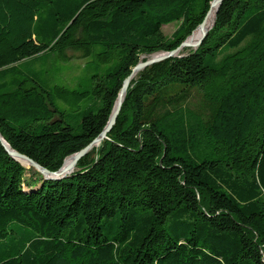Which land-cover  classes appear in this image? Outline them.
Wrapping results in <instances>:
<instances>
[{
  "label": "trees",
  "instance_id": "obj_1",
  "mask_svg": "<svg viewBox=\"0 0 264 264\" xmlns=\"http://www.w3.org/2000/svg\"><path fill=\"white\" fill-rule=\"evenodd\" d=\"M211 1L0 0L1 136L57 170ZM38 53L87 59L88 84L14 65ZM94 148L44 180L0 143V264H264V0H223L198 47L138 73Z\"/></svg>",
  "mask_w": 264,
  "mask_h": 264
},
{
  "label": "water",
  "instance_id": "obj_2",
  "mask_svg": "<svg viewBox=\"0 0 264 264\" xmlns=\"http://www.w3.org/2000/svg\"><path fill=\"white\" fill-rule=\"evenodd\" d=\"M223 0H212L210 2V9L207 12V15L205 16L202 23L197 27V30L199 32L198 37L196 40L192 39V35L188 36L176 49L171 51H161L154 54H151V57L145 61H138L131 69V72L129 75L123 80L122 85L120 87V90L117 94V97L115 99L114 105L112 107L111 113L108 117L107 123L101 133L94 138L87 146L82 148L81 150L67 156L64 160L62 165L54 171H50L49 169L41 166L39 163L31 159L25 154H22L15 149L11 148V146L4 140V138L0 134V143L3 145L6 152L9 154L12 159L19 162L22 166H26L29 168L34 169L36 172H38L44 180H55V179H62L67 178L71 173L74 172V169L76 168V164L78 160L86 155L88 151L93 147L99 145V143L106 137L107 132L111 129V127L114 125L116 118L119 114V111L121 109V105L124 101V98L126 96L127 88L132 80L136 76V74L142 70L143 68L152 65L160 60L167 59L174 57L178 55L183 49L186 48H196L198 45L201 44L204 37L207 35L208 30L212 28L215 22L216 13L218 11V8ZM213 11V17L211 22L207 25V19L210 15V13Z\"/></svg>",
  "mask_w": 264,
  "mask_h": 264
},
{
  "label": "rangeland",
  "instance_id": "obj_3",
  "mask_svg": "<svg viewBox=\"0 0 264 264\" xmlns=\"http://www.w3.org/2000/svg\"><path fill=\"white\" fill-rule=\"evenodd\" d=\"M175 27H176L175 23L168 24V25H165L162 27V31L166 36H170V34L174 31ZM193 40H196V38ZM186 49H189V48H186ZM184 50L185 49H183L181 52H183ZM70 54L74 58H72L71 60H69L66 63L55 60L54 57L50 54L38 53L36 55H32L30 57L23 58V59L19 60L18 62L14 63V65H18L22 69H29V68L32 70L44 69L46 71V73H45L46 78L49 80L50 84H53L54 82H56L58 84H62V85L68 86V87H74L76 84H78L80 82V84L83 87H85L88 84L87 79L91 74L90 70L84 69V63L87 61V59L78 58L77 54H73V53H70ZM150 57H151V55L142 54L140 56L139 61H145V60L149 59ZM165 60L166 59H163V60H160L156 63H160V62L165 61ZM156 63H154V64H156ZM154 64L143 68L138 73H140L141 71H146L147 69L151 68ZM134 78H132V80ZM129 85H130V83H129ZM129 85H128V87H129ZM97 146H93L88 151L89 152L88 159H90L94 156V153H95L94 147H97ZM23 167H25V166H23ZM25 169L28 171L26 173V178L33 177L32 173L36 172L34 169L29 168V167H25ZM75 170H77V168H75L74 171Z\"/></svg>",
  "mask_w": 264,
  "mask_h": 264
},
{
  "label": "bare ground",
  "instance_id": "obj_4",
  "mask_svg": "<svg viewBox=\"0 0 264 264\" xmlns=\"http://www.w3.org/2000/svg\"><path fill=\"white\" fill-rule=\"evenodd\" d=\"M212 17H213V11L210 13V15H209V17H208V19H207V22H206L207 25L211 22ZM198 35H199V32H198V31H195V32L193 33V35H192V39L197 38ZM25 167H27L26 164H25Z\"/></svg>",
  "mask_w": 264,
  "mask_h": 264
}]
</instances>
